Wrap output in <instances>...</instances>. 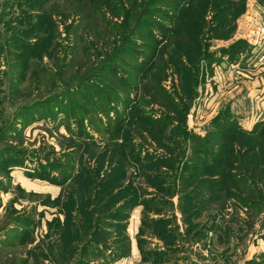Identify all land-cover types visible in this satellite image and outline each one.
<instances>
[{
	"label": "rangeland",
	"instance_id": "374dc122",
	"mask_svg": "<svg viewBox=\"0 0 264 264\" xmlns=\"http://www.w3.org/2000/svg\"><path fill=\"white\" fill-rule=\"evenodd\" d=\"M146 2L0 0V264H264V0Z\"/></svg>",
	"mask_w": 264,
	"mask_h": 264
},
{
	"label": "trees",
	"instance_id": "16d2710c",
	"mask_svg": "<svg viewBox=\"0 0 264 264\" xmlns=\"http://www.w3.org/2000/svg\"><path fill=\"white\" fill-rule=\"evenodd\" d=\"M149 1L150 0H147L146 3L148 4ZM209 1H210L211 4L214 3V2L216 4V1L219 2V0H216V1L215 0H209ZM220 1H222V0H220ZM218 10H219L218 12L221 11V9H218ZM100 11H101V14H102V17H103L104 21L106 22V20L108 19V22H110L109 21L110 19L106 18L104 13H103V12H106V11L103 10V9H100ZM147 11H148V9H147ZM157 25H158L159 29L162 31V33H163L162 36L163 37L166 36L165 34H168L171 31V27H169L168 25H165V23H162L161 21ZM123 34L122 35H118V38H120L122 36V38H120V40H119V42L122 43V44H120V46H128L130 40H128V36L126 35V33H123ZM111 36H112V38H114V42L110 43V45L112 44V46H111V48H112V47H114L113 43L115 44V30H114L113 33H111ZM165 39H166V37H165ZM159 42L160 41L156 40L155 41L156 45L159 44ZM120 46L117 49L115 47H114V49L112 48L113 51L109 50V52H106L108 50H105V51H101V52L102 53L106 52L105 53V57L108 56L111 52H112V55H113V53H115V52L118 53V49L120 48ZM125 48H127V47H125ZM99 54L100 53L97 52L95 56L97 57ZM40 102H42V101H40ZM262 127L263 128H261V130H259L257 132L254 131V130H251L248 133H238V136L241 137V139H239V140L244 142V144H242L241 146L245 147L246 150L244 152L245 156L243 154H240V153L236 154V157H237L238 160H240L239 158H243L242 160H245L244 162H248L250 164L249 166H251L252 169L255 168V170H257V169H259L258 168L259 165L262 166V169L260 170V172L257 175V177L259 178V181L260 180L261 181L264 180L263 179L264 178V122H263V126ZM261 137H262V139H258V138H261ZM244 138H247V139H244ZM249 166H247V168ZM57 250H59V249H57Z\"/></svg>",
	"mask_w": 264,
	"mask_h": 264
},
{
	"label": "built area",
	"instance_id": "2783aa9c",
	"mask_svg": "<svg viewBox=\"0 0 264 264\" xmlns=\"http://www.w3.org/2000/svg\"><path fill=\"white\" fill-rule=\"evenodd\" d=\"M234 264H241L240 262H236V263H234Z\"/></svg>",
	"mask_w": 264,
	"mask_h": 264
}]
</instances>
